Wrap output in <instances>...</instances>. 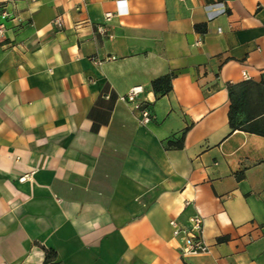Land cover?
Masks as SVG:
<instances>
[{"label": "crops", "instance_id": "obj_1", "mask_svg": "<svg viewBox=\"0 0 264 264\" xmlns=\"http://www.w3.org/2000/svg\"><path fill=\"white\" fill-rule=\"evenodd\" d=\"M119 1L0 0V264H264V0Z\"/></svg>", "mask_w": 264, "mask_h": 264}, {"label": "built area", "instance_id": "obj_2", "mask_svg": "<svg viewBox=\"0 0 264 264\" xmlns=\"http://www.w3.org/2000/svg\"><path fill=\"white\" fill-rule=\"evenodd\" d=\"M124 0L119 1V5L123 4ZM3 15L9 16L7 11L3 12ZM113 16V13L109 12L106 14V20H110ZM54 24L58 28L64 27V19L62 16H57L54 19ZM99 30L103 31V28L100 27ZM4 35V25L0 24V39ZM114 58V57H112ZM99 63L100 60H97ZM245 77L249 78L247 73L244 74ZM141 90L138 88H132L127 97L134 105L137 107H141L143 102L138 101V94ZM142 113V121L148 123L152 118L151 110L148 106H145L141 110ZM171 225L174 227V236L181 242L180 251L182 255H197L201 253L209 252L211 249L210 244L207 242L205 237V217L198 210L195 214L191 215L188 219L187 224H181L177 220L172 219Z\"/></svg>", "mask_w": 264, "mask_h": 264}, {"label": "trees", "instance_id": "obj_3", "mask_svg": "<svg viewBox=\"0 0 264 264\" xmlns=\"http://www.w3.org/2000/svg\"><path fill=\"white\" fill-rule=\"evenodd\" d=\"M153 88L157 97H161L172 90V75H166L156 78L153 81ZM230 92L232 94V105L230 110V123L232 129H242L250 132H255L264 135V115L255 117L251 114H247L246 119L242 123H237L236 116L240 110H244L249 105V100L246 99L248 96L244 95L243 98L239 96H233V90L230 87ZM187 131V130H186ZM186 131L182 133L181 141L175 143L170 140V145H175L177 147H183ZM45 258L43 264H62L58 259V253L52 248H44Z\"/></svg>", "mask_w": 264, "mask_h": 264}, {"label": "rangeland", "instance_id": "obj_4", "mask_svg": "<svg viewBox=\"0 0 264 264\" xmlns=\"http://www.w3.org/2000/svg\"><path fill=\"white\" fill-rule=\"evenodd\" d=\"M243 120L244 119H241V115H237V117H236L237 123H241V122H243Z\"/></svg>", "mask_w": 264, "mask_h": 264}]
</instances>
